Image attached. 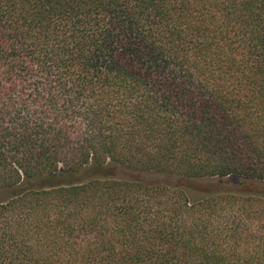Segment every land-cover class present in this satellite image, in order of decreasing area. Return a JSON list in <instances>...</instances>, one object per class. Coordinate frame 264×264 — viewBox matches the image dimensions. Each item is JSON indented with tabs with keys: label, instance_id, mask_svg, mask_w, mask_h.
Returning <instances> with one entry per match:
<instances>
[{
	"label": "trees",
	"instance_id": "16d2710c",
	"mask_svg": "<svg viewBox=\"0 0 264 264\" xmlns=\"http://www.w3.org/2000/svg\"><path fill=\"white\" fill-rule=\"evenodd\" d=\"M263 185L264 0H0V264H264Z\"/></svg>",
	"mask_w": 264,
	"mask_h": 264
},
{
	"label": "rangeland",
	"instance_id": "374dc122",
	"mask_svg": "<svg viewBox=\"0 0 264 264\" xmlns=\"http://www.w3.org/2000/svg\"><path fill=\"white\" fill-rule=\"evenodd\" d=\"M115 174L117 175H120V176H135V177H139L141 178L142 180H145V181H153V180H164V181H167V182H170V183H177V184H180V183H193V184H202V185H205V186H208L210 188L212 187H215V181H211V180H188V179H185V178H178V177H168V176H159V177H152L150 175H147L146 173L144 172H126V171H123V170H120V169H115ZM264 186V185H263ZM244 187L246 188H256L257 187V184H247L245 185ZM243 188V187H241ZM245 189V188H243ZM262 190H264V188H261Z\"/></svg>",
	"mask_w": 264,
	"mask_h": 264
}]
</instances>
